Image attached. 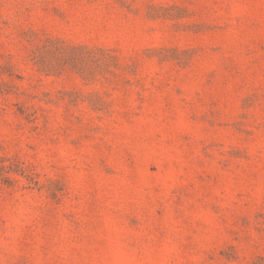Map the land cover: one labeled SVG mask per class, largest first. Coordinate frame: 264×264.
Instances as JSON below:
<instances>
[{"label":"rangeland","instance_id":"rangeland-1","mask_svg":"<svg viewBox=\"0 0 264 264\" xmlns=\"http://www.w3.org/2000/svg\"><path fill=\"white\" fill-rule=\"evenodd\" d=\"M0 264H264V0H0Z\"/></svg>","mask_w":264,"mask_h":264}]
</instances>
